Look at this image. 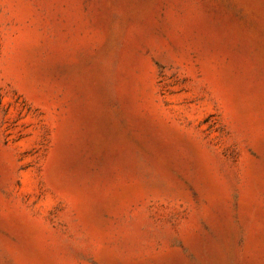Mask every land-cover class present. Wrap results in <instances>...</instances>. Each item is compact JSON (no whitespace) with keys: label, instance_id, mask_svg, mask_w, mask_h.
Returning <instances> with one entry per match:
<instances>
[{"label":"rangeland","instance_id":"1","mask_svg":"<svg viewBox=\"0 0 264 264\" xmlns=\"http://www.w3.org/2000/svg\"><path fill=\"white\" fill-rule=\"evenodd\" d=\"M0 264H264V0H0Z\"/></svg>","mask_w":264,"mask_h":264}]
</instances>
